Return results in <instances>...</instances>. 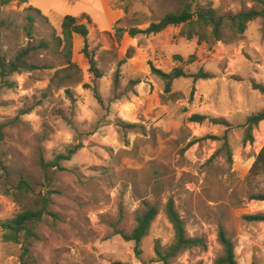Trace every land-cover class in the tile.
Instances as JSON below:
<instances>
[{
	"label": "rangeland",
	"instance_id": "374dc122",
	"mask_svg": "<svg viewBox=\"0 0 264 264\" xmlns=\"http://www.w3.org/2000/svg\"><path fill=\"white\" fill-rule=\"evenodd\" d=\"M110 5L123 13L116 24L125 30L121 40L113 28L100 32L107 28L102 0H13L2 8L1 50L7 59L41 42L47 47L36 49L30 61L39 69L7 79L15 86L0 79V124L5 125L0 223L41 209L48 197V214L36 229L39 239L28 243L29 264H164L155 248L174 240L165 212L173 199L187 235L205 245L167 264H214L223 254L220 227L236 247L238 264H264V223L244 220L264 214V201L251 199L264 194V173L249 175L264 147V123L247 125L249 117L264 111V95L254 89L264 86V19L235 39L225 31L220 41L186 40L182 27L126 35L186 6L225 16L250 10L253 0H110ZM66 16L86 24L89 36H74L72 62L81 73L58 86L51 81L67 64L65 50L57 46ZM91 59L101 78L92 73ZM149 63L167 73L182 67L189 76L203 71L209 77L177 79L166 94ZM194 114L208 119L191 122ZM122 122L138 127L122 128ZM76 146L80 149L59 169L41 168V157L52 162ZM23 180L33 192L8 197ZM144 203L159 214L142 243L141 260L135 243L117 232L130 234ZM25 244L4 242L0 227V264H21Z\"/></svg>",
	"mask_w": 264,
	"mask_h": 264
},
{
	"label": "trees",
	"instance_id": "16d2710c",
	"mask_svg": "<svg viewBox=\"0 0 264 264\" xmlns=\"http://www.w3.org/2000/svg\"><path fill=\"white\" fill-rule=\"evenodd\" d=\"M12 1L13 0H0V79L4 85H9L10 87L15 86V84H9L7 81L9 77L15 74H23L25 72H32L39 69V67L31 64L30 61L36 49L47 47L46 42H41L38 47L28 46L25 49H22L11 59H7L3 55L1 50L3 28V23L1 21V15L3 13L2 8L11 4ZM22 1L26 2V0ZM253 2L254 6L248 11L225 16H218V13L211 8H200L193 12L190 6H186L180 13L167 14L160 21L151 23L146 30L133 28L130 29L128 33L132 38H134L138 34L157 35L163 33L170 27H182L180 36L189 41L195 38L198 39V42L208 41L210 38L220 41L224 38L225 31L228 32L230 38L235 39L247 31L250 23L258 19H264V0H253ZM31 9L39 16L44 17L40 10H37L33 7H31ZM30 19L33 20V18ZM87 24H91L89 19L87 20ZM113 30H115L118 39L121 40L125 30L116 28V24L114 25ZM75 35H79L86 40L89 36V28L86 26V24L79 23V19L72 16H66L62 24L61 37L57 38V46L63 47L65 50L64 53L67 59V64L61 70L56 72L51 84L57 83L58 86H63L66 83H70L74 73L78 75L81 73L80 67L72 62L73 39ZM175 60L182 61V58L180 56H175ZM125 62L126 61L123 60L119 63V68L114 78V83L116 86L119 83V77L121 73L120 68L125 64ZM149 65L152 73L164 82V91L166 94H170L172 92L173 83L177 79L191 77L195 81H198L200 79L209 77V75L203 71L189 76L182 67H175L167 73L156 68L152 63H149ZM91 69L96 78L102 77V74L96 68L92 59ZM135 83L138 84L139 82H132V84ZM254 89L264 95L263 85L255 84ZM97 98L100 99L99 97ZM207 119L208 118L206 116L194 114L191 116L190 121L201 124ZM211 122L225 126L228 125V123L223 120L212 119ZM261 123H264V111L252 115L247 120V125L250 128L257 127ZM120 124L122 128L126 129H136L138 127L136 124H127L124 122ZM4 128L5 125L0 124V143H2L5 138ZM79 149L80 146L71 148L68 150L66 155L57 156L55 160L48 163L45 162V160L41 157V168L44 171H46L48 168L59 169L60 162L70 160ZM262 173H264V147L257 155L249 175L250 177H254ZM16 189L17 192L7 191L8 197L16 200L18 193L30 194L33 192L29 183L24 180L18 183ZM251 199L256 201H264V194L254 195ZM43 203L44 204L41 209L25 210L14 216L11 220L0 223L2 230V240L4 242L15 243L19 245L27 242V244L22 247L21 264H29L28 257L30 255L31 244L28 243H30V241L33 239H39L36 229L37 226L42 222L44 215L48 214V197L43 198ZM165 212L174 229V240L171 245L166 248H162L157 242L155 254L159 262L167 264L171 259L176 258L182 252L197 247H204L205 244L203 239L192 238L187 235L185 223L176 211L173 199H170L167 202ZM158 214L159 210L156 206H151L148 203H144L143 207L135 217V227L130 232V234H127L124 230L117 232V234H120L126 241L135 243V254L141 260L143 259L142 243L149 235L152 224L157 218ZM244 220L250 223H264V214L260 213L246 215L244 216ZM218 240L223 247V254L216 259L214 264H238L235 251L236 247L233 241L227 236L223 227H220L219 229Z\"/></svg>",
	"mask_w": 264,
	"mask_h": 264
},
{
	"label": "crops",
	"instance_id": "0c3cea01",
	"mask_svg": "<svg viewBox=\"0 0 264 264\" xmlns=\"http://www.w3.org/2000/svg\"><path fill=\"white\" fill-rule=\"evenodd\" d=\"M102 3H103V7H104V10L106 13V18H107V28L102 29V31H100V32L109 33V32H111L113 26L115 24H117L122 19L123 13L120 10L113 9L110 5V0H102ZM35 9H37V8H35ZM41 13L43 14L42 11H41ZM43 16H44V14H43ZM44 17H46V16H44ZM126 35L130 36L128 33ZM126 35H125V39L127 37Z\"/></svg>",
	"mask_w": 264,
	"mask_h": 264
},
{
	"label": "built area",
	"instance_id": "2783aa9c",
	"mask_svg": "<svg viewBox=\"0 0 264 264\" xmlns=\"http://www.w3.org/2000/svg\"><path fill=\"white\" fill-rule=\"evenodd\" d=\"M72 1H76V0H72Z\"/></svg>",
	"mask_w": 264,
	"mask_h": 264
}]
</instances>
